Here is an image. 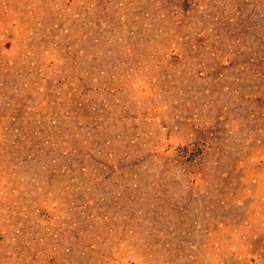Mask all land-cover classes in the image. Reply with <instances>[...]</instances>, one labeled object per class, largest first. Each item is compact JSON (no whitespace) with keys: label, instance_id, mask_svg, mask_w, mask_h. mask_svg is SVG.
Listing matches in <instances>:
<instances>
[{"label":"rangeland","instance_id":"obj_1","mask_svg":"<svg viewBox=\"0 0 264 264\" xmlns=\"http://www.w3.org/2000/svg\"><path fill=\"white\" fill-rule=\"evenodd\" d=\"M0 264H264V0H0Z\"/></svg>","mask_w":264,"mask_h":264}]
</instances>
